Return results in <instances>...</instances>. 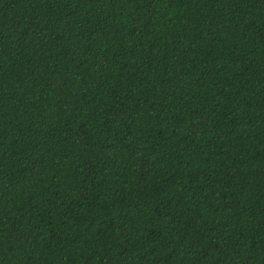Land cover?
<instances>
[{"label":"trees","instance_id":"obj_1","mask_svg":"<svg viewBox=\"0 0 264 264\" xmlns=\"http://www.w3.org/2000/svg\"><path fill=\"white\" fill-rule=\"evenodd\" d=\"M0 264H264V0H0Z\"/></svg>","mask_w":264,"mask_h":264}]
</instances>
